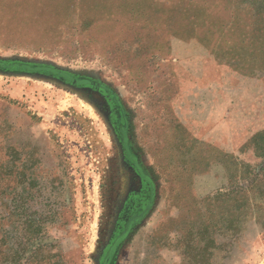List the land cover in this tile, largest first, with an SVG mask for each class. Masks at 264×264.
Masks as SVG:
<instances>
[{"label": "rangeland", "instance_id": "1", "mask_svg": "<svg viewBox=\"0 0 264 264\" xmlns=\"http://www.w3.org/2000/svg\"><path fill=\"white\" fill-rule=\"evenodd\" d=\"M0 264H264V0H0Z\"/></svg>", "mask_w": 264, "mask_h": 264}]
</instances>
